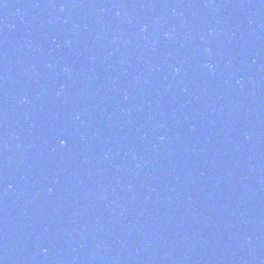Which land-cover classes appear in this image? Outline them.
<instances>
[{
    "label": "water",
    "instance_id": "95a60500",
    "mask_svg": "<svg viewBox=\"0 0 264 264\" xmlns=\"http://www.w3.org/2000/svg\"><path fill=\"white\" fill-rule=\"evenodd\" d=\"M0 264H264V0H0Z\"/></svg>",
    "mask_w": 264,
    "mask_h": 264
}]
</instances>
